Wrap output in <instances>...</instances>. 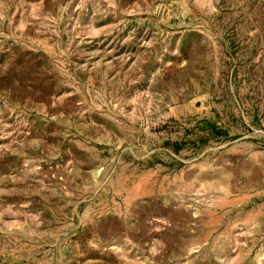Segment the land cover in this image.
Returning <instances> with one entry per match:
<instances>
[{
    "label": "rangeland",
    "instance_id": "rangeland-1",
    "mask_svg": "<svg viewBox=\"0 0 264 264\" xmlns=\"http://www.w3.org/2000/svg\"><path fill=\"white\" fill-rule=\"evenodd\" d=\"M0 264H264V0H0Z\"/></svg>",
    "mask_w": 264,
    "mask_h": 264
}]
</instances>
